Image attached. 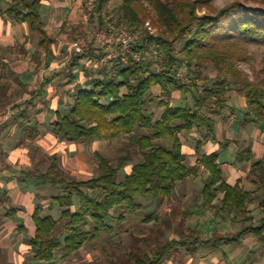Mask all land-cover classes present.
<instances>
[{
  "label": "trees",
  "instance_id": "trees-1",
  "mask_svg": "<svg viewBox=\"0 0 264 264\" xmlns=\"http://www.w3.org/2000/svg\"><path fill=\"white\" fill-rule=\"evenodd\" d=\"M96 1L101 12L111 0ZM147 2L161 27L159 36H147V41L161 44L159 57L165 68L158 71L145 61L130 67L120 62L103 69L82 66L86 82L78 86L72 103L66 104L69 108L65 114L55 112L56 119L49 128L70 142L125 135V153L115 162L96 152L98 174L90 179L69 177L56 158L46 171L28 173L61 191L53 197L60 209L58 218L44 214L40 204L34 210L36 229L29 243L36 261L52 262L61 250L68 255L79 251L104 231L112 230L108 218L113 217L116 207L137 214L146 208L144 201H169L180 184L201 170L208 173L199 193L202 212L224 219L229 216L241 224L240 229L205 236L200 226L183 225L175 238L152 255L139 257L137 264H164L180 247L193 255L202 251L207 255L225 245L241 243L248 234L264 247V216L257 218L249 208L262 196L264 155L256 153L252 141L229 136L219 141V149L211 153L203 150L209 141H218L217 116L264 129V57L255 79L240 67L251 59L252 45L264 44V0H234L222 7L213 0H121L118 21L141 25L149 16ZM40 6L41 0H11L3 14L15 22H27L38 45L50 54L55 39L46 28ZM80 59L77 57L71 66H80ZM180 69L186 70L187 82L176 77ZM209 69L216 72L214 76L207 73ZM174 91L190 94L191 103L174 104ZM232 91L243 99L240 106L231 105ZM7 98L0 93L1 107ZM154 106L156 111H151ZM32 129L35 126L26 128L29 132ZM194 130L200 134L198 157L195 164H189L181 135ZM233 145V163L250 165L248 176L257 189H246L242 180L234 185L227 181L220 157ZM128 165H132L131 171L121 179L120 173H125ZM259 207L264 210V199ZM157 218L151 214L146 220Z\"/></svg>",
  "mask_w": 264,
  "mask_h": 264
},
{
  "label": "rangeland",
  "instance_id": "rangeland-1",
  "mask_svg": "<svg viewBox=\"0 0 264 264\" xmlns=\"http://www.w3.org/2000/svg\"><path fill=\"white\" fill-rule=\"evenodd\" d=\"M171 1H174L173 3H175L176 1L180 0ZM232 1L234 0H213L214 4L218 7H222ZM146 4L149 5L148 2ZM120 7L121 0H111L107 4L106 8L101 12L97 9L96 14L93 15L91 21L89 22L90 25H87V28L84 31L101 29L107 26L108 22H111L115 26H128L132 31H136L140 35H152L154 37L159 36L161 27L158 24L157 15L153 7L149 5V9L147 10V14L149 16L147 15L148 17L146 18V21L141 25L134 27L131 26L128 22L120 23L118 21V17L121 13ZM205 10L206 9H204L203 11ZM203 11H201V13ZM142 12L143 10L140 11L141 14L144 13ZM147 23H149L148 26ZM30 33L31 37L35 39L36 35L32 32ZM68 38L73 39L76 37ZM35 41H37V38L35 39ZM176 44V46L179 48V44ZM36 47L37 50L42 49V52L45 53V50H43L41 46L36 44ZM160 48H162L161 44ZM98 50L102 51V49ZM18 53L24 55L26 53V49H24L22 46H18ZM250 56L251 59L247 62H242L240 64V67L245 72H247L252 79H255L256 74L262 67V59L264 57V44L252 45L250 48ZM87 67L92 68L90 66ZM182 70V81L187 82L188 79L185 75L186 70ZM207 73L214 76L216 72L213 69H209ZM3 82H5V87L0 91L2 95L8 94L7 87L8 89L10 88L11 82L17 85V88L12 91V96L10 97L7 95L8 98L4 101L1 111H3L2 113L4 114V112H7V110L11 111L13 106H18L13 112L15 113V115H13V113L11 112L9 113L7 118L9 116H11V118L9 119V121H7L6 124L12 125L15 128L18 127V129H15L16 132L14 136L19 137L20 132L18 131L21 129V127L26 129L28 127L32 128L33 125H36L34 118L30 120L31 123L27 122L28 124H23V120H21L20 118L22 112L20 106L22 104H20L21 102H19V99L24 95L30 100H32L33 98L31 97L32 95L30 93H27L20 82H15L14 76H11L9 72H7V76L4 75ZM60 87V92L62 95V86L60 85ZM157 92L158 90H155L154 94H157ZM186 101H190L191 103L190 94L185 95L180 91L173 92L174 104L183 105ZM242 101L243 99L237 94V92L232 91L230 99L231 105L240 106L242 104ZM68 108L69 107L65 105L62 110L60 109V111L62 112V114H65ZM64 109L66 110L64 111ZM151 111H156V107H152ZM26 114H29V116H35L34 111H30L28 113L27 110ZM217 122L219 128V137L221 139L220 141H222L224 139V136L228 133L229 137L232 136L233 138H238L242 142L253 141L256 146L255 148L257 150V153L260 155H264V132L262 131L260 126L256 127L253 125H243L238 121L233 122L231 118L224 121L218 116ZM231 127H233L235 130L233 128L232 130ZM46 128L47 127L44 125L41 129ZM231 132L233 133V135ZM190 133H196V131L194 130ZM190 133L184 132L181 137L183 142L187 146L186 150L189 151V153L192 155H189L187 157V162L189 164H194L197 158L196 153H194V151L196 150V141H191L192 139H190L189 137L193 138V135H191ZM21 137L23 139H18V145L32 149L34 151V155H31L32 166L26 168L25 170H22L19 173L34 171L35 173L39 174L41 172H44L51 165L52 160L57 158L56 156L59 155L58 157L60 161L58 162V164L61 165L62 169L69 177L90 178V176L98 174V164L91 148V144L94 142L87 141L86 154L84 156L87 158L88 163L92 164L91 168L93 174H82L81 176L79 172H75L76 170L73 169V165L70 162L64 160L62 161V152L64 153L63 147H61V151L58 154L55 153L53 149L49 150V152H44L43 149L41 150L39 148L41 144H39L38 140L35 139L36 135H34L33 132L29 133V131H25L23 134H21ZM27 137H29V139L25 140ZM125 141H127V136L125 135L112 140H99L96 141V149L101 154L112 158L116 162L117 158L125 153L123 149L125 146ZM215 142L219 143V141ZM235 155L236 149L233 145L228 151L223 152L220 157L222 168L224 169L228 180H242V183L244 184V187L246 189H257V185L251 182V179L248 176L250 165H238L233 163ZM124 170L125 173L124 171H121L120 173L121 179L126 176L128 167H125ZM237 175H240L241 177L236 178ZM207 176L208 173L204 170H201L197 176L190 177L184 184H180L178 186V191L174 198L164 203L144 201L146 208L137 214L129 212L125 213L122 211V207H116L112 211L113 217L108 218V222L110 223V226L112 228L111 231H104L99 238L88 242L83 248L75 253L68 255L61 250L56 253V258L52 262L34 261L35 264H137V259L139 257L146 258V253L152 255L154 251L162 247L169 239L175 238L178 235V231H180V229L182 230L183 225V228L189 226H200L202 229V233L205 236L213 235L214 232L217 234H224L225 232H237L241 227L240 223L234 222L229 216L224 219L223 217L213 216V213L202 212L201 207H199L198 204H200L202 201L199 198V193L203 187V180ZM49 185L50 190H44L45 193L47 192L49 195L61 194L60 189L54 187L51 184ZM29 188H32L35 192L37 191V188L35 186H30ZM260 193L262 196L259 199L251 202L249 205V208L253 211V214L257 218L264 216V210H262L263 208L259 207L260 201L264 199V188L260 190ZM40 199L41 197H36V201H39ZM44 214H51L55 218H58L60 216V209L57 205H55L54 208L45 211ZM151 214H156L158 218L147 221L146 217ZM121 216H123V218H121ZM242 243L247 244L244 245L247 247V251L245 252L248 257L247 262L252 261L251 264H255L256 262L258 264V262L262 260L259 259L264 255V247L261 246L260 242H258V240L254 236L249 234L245 235L242 242L238 245ZM252 244L258 247V250H255L256 248L250 250L248 245ZM235 249V246L225 245L221 249L208 253L207 255H204L203 251L198 253L197 255H193L187 252L184 248L180 247L171 252L170 258L167 259L164 264H225V257L235 251ZM241 258L244 257H239V259Z\"/></svg>",
  "mask_w": 264,
  "mask_h": 264
},
{
  "label": "crops",
  "instance_id": "crops-1",
  "mask_svg": "<svg viewBox=\"0 0 264 264\" xmlns=\"http://www.w3.org/2000/svg\"><path fill=\"white\" fill-rule=\"evenodd\" d=\"M10 2L11 0H0V91L5 87V82H3L4 75L7 76V72H9L11 76H14L15 82H20L27 93L32 95V100L25 95L19 99L20 104H22L20 106L22 109L20 118L23 120V124L31 123L30 120L34 118L36 125L33 126H35V129H32L29 133H36L35 139L41 144L39 148L43 149L44 152H49V150L53 149L58 154L61 151V147H63L62 161L70 162L73 165V169L76 170L75 172H79L81 176L82 174L92 175V164H89L87 158L84 157L87 142L67 141L49 128L50 122L56 119L55 112H61L60 109L62 110L67 103H72L73 95L78 91V86L83 85L87 79V75L82 68L84 65L88 66L84 62L85 60L80 59V66L72 67L71 64L73 62L66 64V54L61 49L60 42L65 38L77 37L83 34L90 23L85 25L80 20L77 4L74 0H41L39 10L49 34L55 39L52 53H43L42 49L37 50L38 46L36 47V44L38 45V40L35 41L31 37L27 22H15L3 14L9 7ZM18 46L26 49L24 55L18 53ZM60 85L63 90L62 95ZM16 88L17 85L11 82L10 88L8 89L7 87V95L11 97L12 91ZM1 109L0 105V264H35L34 261L36 260L32 257L29 243L36 229L33 219L34 210L38 204L42 205L45 211L54 208L56 204L53 197L56 195L45 193L44 190L49 189L50 183L42 182L40 178L36 177L37 173L35 176L29 175V171L19 173L32 166L31 155L34 151L18 145V139H23L21 134L27 131L25 128L21 127L18 131L20 132L19 137H15V129H18V127L15 128L6 124L11 118V116L8 118L7 116L10 112L13 113L16 107L13 106L12 110L10 109L11 111L7 110L4 114ZM27 110L28 113L34 111L35 116L26 114ZM44 125L47 128L41 129ZM262 131L264 132V129ZM190 134L193 135V138L189 137L192 139L191 141H196L197 144V138L200 136L199 132L196 131V133ZM228 135L227 133L225 136ZM217 138L218 141L221 140L219 128L217 130ZM231 138L233 137L231 136ZM27 139L29 137L25 140ZM96 141L99 140L91 141L94 142L91 144L94 157L95 153L98 152ZM219 146V143L209 141L203 146V150L211 153L219 149ZM186 147L183 142V152L188 157L191 154L186 150ZM255 147L253 143V149L257 153ZM194 153L197 155V150ZM58 156H56V159L59 162ZM59 166L61 167L60 164ZM126 167H128L127 173H129L132 165ZM94 175L90 176V178ZM225 177L233 185L239 181L238 179L229 181L226 174ZM237 177L241 176L237 175ZM90 178L81 177L76 179ZM30 186H35L37 191L35 192L32 188H29ZM36 197H41V199L36 201ZM244 245L247 244L234 245L236 247L235 251L225 257L226 262L224 263L251 264L252 261L247 262L248 257L245 254L247 247ZM248 246L250 250L255 248V250H258V247L254 244ZM239 257L244 258L239 259ZM259 260L261 261L258 264H264V255Z\"/></svg>",
  "mask_w": 264,
  "mask_h": 264
},
{
  "label": "built area",
  "instance_id": "built-area-1",
  "mask_svg": "<svg viewBox=\"0 0 264 264\" xmlns=\"http://www.w3.org/2000/svg\"><path fill=\"white\" fill-rule=\"evenodd\" d=\"M74 1L77 4L80 20L88 24L98 9L97 1ZM140 44L144 45L143 49H139ZM60 47L65 51L66 64H71L80 57L88 66L96 69L112 67L118 62L130 67L140 61L151 62L158 71L165 68L159 57L158 41L148 42L147 36L132 31L128 26H115L111 22L101 29L87 30L76 38H65L60 42ZM182 76L183 70L180 69L176 77L182 80Z\"/></svg>",
  "mask_w": 264,
  "mask_h": 264
}]
</instances>
